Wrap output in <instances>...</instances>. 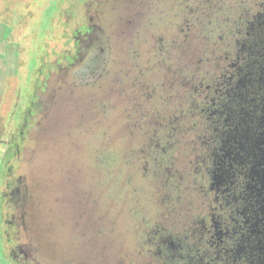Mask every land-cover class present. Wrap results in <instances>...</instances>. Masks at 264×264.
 I'll use <instances>...</instances> for the list:
<instances>
[{
	"label": "rangeland",
	"instance_id": "rangeland-1",
	"mask_svg": "<svg viewBox=\"0 0 264 264\" xmlns=\"http://www.w3.org/2000/svg\"><path fill=\"white\" fill-rule=\"evenodd\" d=\"M117 1L0 0V178L2 164L7 162L6 174L20 177L32 195V204H25V223L33 224V233L26 227L20 237L26 243H39L33 257L41 264H117L122 251L132 246V218L125 209L128 194L130 209H135L136 194L125 179H129L127 168L131 170L134 163L132 153L130 156L123 148L127 147L128 137L130 145L136 140L130 134L133 116L126 121L122 136L121 120L118 114L115 116L118 106L112 111L113 102L107 100L106 80L93 82L90 72L108 71L107 75L117 63L123 79L114 82L122 85V80H130V89L142 93L143 87L133 79L138 70L142 71L149 54L152 60L161 53L163 58L168 55L173 66H182L175 55L187 58L189 67L194 58L206 59L208 68H204L208 70L219 55L217 42L228 26L227 20L247 23L254 16L256 4L264 5V0ZM94 23L101 29L100 37L111 36L113 57L103 39L96 43L83 60V75L80 73L82 78L77 80L84 83L82 88L58 82L60 74L54 68L45 92L37 100L35 96L38 111L25 125L31 111L25 117L22 113L35 87H43L50 66L63 65L66 57H76L74 33ZM184 43H188V49L181 48ZM164 66H159L162 72ZM203 74L208 77L207 72ZM130 108L133 110L132 104L125 110ZM16 145L18 158L12 155ZM150 167L148 163L147 175ZM111 171L116 175L109 184ZM107 193L116 199L110 210L105 203ZM122 194L125 208L120 204ZM93 197L98 199L97 213L91 205ZM147 200L149 207H156L154 198ZM6 213L0 199V216ZM171 252L174 250L162 251L167 255ZM0 264H16L6 254L1 225Z\"/></svg>",
	"mask_w": 264,
	"mask_h": 264
},
{
	"label": "flooded vegetation",
	"instance_id": "flooded-vegetation-1",
	"mask_svg": "<svg viewBox=\"0 0 264 264\" xmlns=\"http://www.w3.org/2000/svg\"><path fill=\"white\" fill-rule=\"evenodd\" d=\"M259 18L257 14L250 19L256 22ZM125 21L129 23V20ZM100 30L94 23L74 33L76 57H66L63 65L55 63L50 66L48 77L42 82L43 91L48 86L54 68L60 74L58 82L61 80L73 87L82 88L84 83L79 82V77L82 78L80 73L83 60L102 39L109 56L113 57L111 36L100 37ZM149 57L142 71L138 70L133 79L143 87L142 93L130 89V80L127 83L122 80V85L114 82L123 79V76L120 78L121 66L117 63L115 70L107 75L108 71L104 74L96 70L90 72V80L93 82L106 80L107 100L113 102L110 107L112 111L118 106L115 116L118 114L117 118L121 120L119 130L122 136L126 121H130V116H133L130 134L136 140L130 145L128 137L127 147L123 148V152L130 156L132 153L131 160L134 163L131 170L127 168L129 179H125L130 190L136 194L133 196L135 209H130L131 194L126 196L129 208L127 204L125 209L126 214L132 218L130 228L133 238L131 249L126 247L122 251L117 264H145L146 260L149 263L155 260L156 263V259L167 255L162 253L163 249H173L174 238L177 240L186 236L185 240L188 239L189 244L186 250L181 251V256L174 254L171 257L176 262L181 259L180 264H264L263 77L259 79V85L251 89L244 86L245 79L235 81L242 72L238 58L237 64L227 66L233 69L227 86L226 81L224 85L215 80L200 81V77L206 79L204 74L199 75L197 83L192 85V77L197 76L189 71L191 66H173L169 62L170 56L164 55L163 58L162 53L154 60L151 54ZM162 64H165L163 72L159 69ZM218 68L213 65L211 67L212 70ZM134 86L137 87L136 84ZM182 103L186 106L182 107ZM131 104L133 110H125L126 105L129 107ZM195 104L198 105L199 113H194ZM125 113L128 114L127 119ZM31 116L28 115L25 125ZM183 120H186L187 127L182 133L178 128ZM22 137L23 133L20 140ZM112 150L113 147L109 153ZM18 153L16 145L12 155L18 158ZM148 163L152 169L147 175ZM113 174L114 171H111L109 184ZM6 179L8 193H1L7 213L0 216L6 254L16 264H41L33 257L39 243L30 240L26 243L20 237V231L27 228L29 233H33V224L25 223V214L28 213L25 204H32V195L27 185L21 183L20 177L7 175ZM153 184L161 185L163 190L154 191ZM188 186H193L192 192ZM119 197L120 204L125 208V196L122 194ZM147 197L151 200L154 198L155 208L149 207ZM114 202L116 199L107 193L105 203L109 210ZM91 205L97 213L96 197L91 198ZM189 205L195 209H190ZM164 215L168 218H164ZM7 216L9 219L6 220ZM169 219L171 221L168 222ZM154 220L157 222L156 229L152 230L155 239L157 236L153 244L155 252L154 257H147L149 251H146V244H152L146 239L149 235L146 224ZM167 243L170 247L163 248Z\"/></svg>",
	"mask_w": 264,
	"mask_h": 264
},
{
	"label": "trees",
	"instance_id": "trees-1",
	"mask_svg": "<svg viewBox=\"0 0 264 264\" xmlns=\"http://www.w3.org/2000/svg\"><path fill=\"white\" fill-rule=\"evenodd\" d=\"M254 4V9H255V3ZM257 8L254 10L253 7H251V11L255 16V13L258 14V17H260L256 22L254 20H249L247 23H244V21L241 20H232L230 22V20L228 21V26L225 27L222 31V34L218 40V52L219 55L214 57L213 59V66L220 67L216 70H212L211 68L208 70H204V67H207V62L206 59H197L193 60L191 66V69L189 71L192 72V74H195L197 76V78H193L192 77V85H195V83H197V79L199 75H203V73L207 72L208 76L210 77V79H204V77H200V81H213L215 80L216 82H222V85L227 86L228 83V78L230 77V75L233 73V69H228L227 66L230 64H237V59H239V66H240V70L242 71L240 76H237L234 80L237 81L239 79H245V81H243L244 86L246 87V89H251L254 87H256L257 85H259L258 81L260 78L263 77L264 79V5L261 7L259 6V4ZM253 16V15H252ZM255 22V23H254ZM188 43H184L182 44L181 48L183 50L188 49L187 47ZM178 48V47H177ZM179 49V48H178ZM244 50H246L242 55H237L239 54L241 51L243 52ZM182 50H180L181 52ZM237 51V54H236ZM223 52H225L226 54H223ZM187 56V53H186ZM184 56V57H186ZM175 57L180 59V65L181 64H187V58H181L178 55H175ZM201 60V61H200ZM224 66V68H223ZM223 68V69H222ZM224 69L227 71L224 72ZM222 74L224 75V77L222 78ZM247 75V77H245ZM245 77V78H244ZM219 80V81H218ZM58 83V82H57ZM38 85L40 83H37ZM44 87H35L34 90V95L31 96L29 103L26 105V110L24 111V113H22V116L25 117L27 115V111L30 110L31 114L36 113L37 111L35 110L38 106L34 103L35 102V96L39 97L40 93H44L45 90L43 91ZM262 91H264V86L262 87ZM248 99V98H247ZM181 105V104H180ZM186 105L184 104L183 107H185ZM197 104L194 105V113H199L198 108H197ZM32 108V109H31ZM40 111V110H39ZM180 111V109H179ZM184 122L180 124L178 130L183 131L185 130V127H187L186 124V120H183ZM193 125V124H191ZM198 126V125H197ZM7 164V162H4L2 164V171H1V178H0V199H2V194L1 193L3 190L7 191L6 189V167H4V165ZM188 171V170H187ZM114 175H116V173H114ZM182 188V186H181ZM160 192L163 190L161 185H156L154 188V191ZM178 190V189H177ZM188 190H190V192H192L193 190V186H188ZM155 193V192H154ZM166 206H164L162 209L164 210ZM190 209H195L194 206L189 205ZM1 218V217H0ZM164 218H168L167 215H164ZM171 221L170 219L168 220V222ZM159 223V222H158ZM155 225H157L156 220L152 222H148L146 224V226L148 227L147 231H149V235H147L148 240H150L152 245L146 244L147 248L146 251L147 252V257H154L153 256V252H155L154 246L153 244L156 243V239L155 236L152 234V230L156 229ZM187 237V236H186ZM178 238L177 240L174 238V247L173 250L174 252H171V255H166L163 257H159L158 259H156V263L155 260H153L151 263H149L148 260H146L145 264H180L179 262H176L175 260H172V256L174 254H176L177 256H181V251H185L187 248V245H189L187 243L188 239L185 240V238ZM1 238L3 240V235L1 232ZM153 238V239H152ZM169 242V241H168ZM166 247H170L169 244L167 243L165 246H163V248Z\"/></svg>",
	"mask_w": 264,
	"mask_h": 264
}]
</instances>
